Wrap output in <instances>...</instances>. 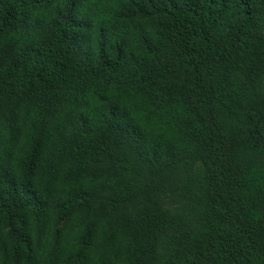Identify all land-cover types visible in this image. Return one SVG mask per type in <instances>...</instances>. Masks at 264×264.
I'll use <instances>...</instances> for the list:
<instances>
[{
    "label": "trees",
    "instance_id": "trees-1",
    "mask_svg": "<svg viewBox=\"0 0 264 264\" xmlns=\"http://www.w3.org/2000/svg\"><path fill=\"white\" fill-rule=\"evenodd\" d=\"M0 264H264V0H0Z\"/></svg>",
    "mask_w": 264,
    "mask_h": 264
}]
</instances>
